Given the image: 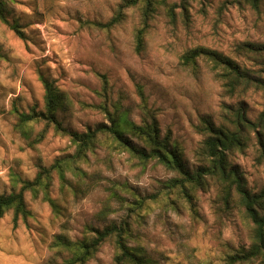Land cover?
<instances>
[{
  "label": "rangeland",
  "instance_id": "rangeland-1",
  "mask_svg": "<svg viewBox=\"0 0 264 264\" xmlns=\"http://www.w3.org/2000/svg\"><path fill=\"white\" fill-rule=\"evenodd\" d=\"M127 0H13L8 3L9 24L0 21V194L19 191L23 181H33L40 167L73 156L67 136L33 125L29 140L16 129L15 111H44L41 76L63 92L66 108L56 114L62 127L82 133L107 123L101 105L109 112H124L134 124L156 120L161 137L182 151L189 170L201 165L196 155L203 136L199 119L214 124L228 122L239 109L254 121L264 109V92L249 88L228 96L207 68L185 67L182 57L196 48L220 53L264 82V53L239 50L243 43L264 45V0L254 8L249 0H168L173 14L158 4L146 30L143 50L135 52V33L141 27V8H124L122 19L106 24ZM169 8V7H168ZM100 75L107 81L106 93ZM141 91L142 97L139 95ZM198 157V158H197ZM229 163L242 173L251 192L264 188V157L250 136L242 152H233ZM77 166L83 181L66 171V182L52 174L49 196L59 208L55 214L28 191L24 200L30 215L8 211L0 219V264H55L69 257L51 249L56 235L81 239L86 226L102 228L119 223L128 213L125 203L111 192L130 200V191L148 197L162 191L161 182L176 174L155 162L139 163L124 151L104 143L87 153ZM123 187L127 191L122 190ZM146 211L133 215L130 246H139L156 264H224L226 255L251 244L248 222L235 212L224 211L216 184L195 192L191 201L159 193ZM191 202V203H190ZM107 214L100 218V213ZM114 248L105 242L86 264H113Z\"/></svg>",
  "mask_w": 264,
  "mask_h": 264
},
{
  "label": "trees",
  "instance_id": "trees-1",
  "mask_svg": "<svg viewBox=\"0 0 264 264\" xmlns=\"http://www.w3.org/2000/svg\"><path fill=\"white\" fill-rule=\"evenodd\" d=\"M13 0H0V21L14 30L19 36L22 33L16 24H9L7 16L8 3ZM168 0H127L116 15L106 24H98L99 27L109 28L120 22L124 8L135 7L141 4V27L135 33V52L143 50L148 22L156 9L161 4L167 7V13L173 14ZM262 0H249L254 8ZM182 10H185L186 0H180ZM169 7V8H168ZM239 50L246 52L264 53V45L243 43L238 46ZM185 67L197 71L202 64L215 80L219 82L228 96L244 93L249 88H260L264 92V82L251 74L248 70L241 68L230 58L204 48H196L187 52L182 57ZM105 96L107 81L100 75ZM44 87V111L37 112L31 109L28 113L15 111L17 118L16 129L22 136L29 140L33 133V125L41 123L44 128L39 132L32 142V146L39 143L49 128L58 135L67 136L73 146V156L57 159L50 167H40L33 181H23L19 191L8 195L0 194V219L8 211L13 213V223L16 224L18 217L27 218L30 213L27 210L24 193L26 191L36 198L41 195L42 201L46 202L53 212L59 214L56 201L49 196L52 174H58L62 183L66 182L65 172L69 171L76 179L81 181L85 173L77 166L80 161H86L87 153L93 152L98 144L109 145L113 150L124 151L141 164L155 162L166 169L174 172L176 177L161 182L162 191L149 195L148 197H137L130 191V202L117 195L116 189L110 194L112 199L125 203L124 211L128 212L119 223H110L102 228L86 226L81 239L71 240L64 235H56L51 244V249L69 255L60 263L55 264H86L98 252L105 243L110 242L114 248L113 264H156L139 246H130L129 240L133 238L131 227L132 216L140 215V211H146L148 203L156 202L159 193L165 196H181L191 201L195 192L207 189L209 183L216 184L219 204L224 211L235 212L241 215L245 222L251 226V244L247 248H239L232 254L226 255L224 264H264V188L258 192H251L246 186L245 179L237 167L229 163V156L233 152H242L250 136H253L258 147L259 156L264 157V109L258 117L251 121L239 109L232 113V119L228 122L214 124L208 117L199 119L197 131L203 136L196 155L201 165L191 171L186 166L182 157V151L170 141L169 135L161 137L157 122L143 121L141 124L131 122L126 114L118 108L109 112L106 107L100 109L107 117V123L100 124L94 129L85 132H71L62 127L57 120L56 114L59 110L66 108L68 101L63 92L54 88L52 84L41 76ZM139 95L142 97L141 91ZM122 190L127 191L126 187ZM191 203V202H190ZM100 213V218H105L108 213Z\"/></svg>",
  "mask_w": 264,
  "mask_h": 264
}]
</instances>
